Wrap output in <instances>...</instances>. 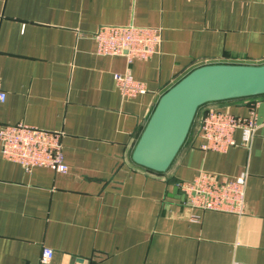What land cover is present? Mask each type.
Instances as JSON below:
<instances>
[{"label":"crops","instance_id":"crops-1","mask_svg":"<svg viewBox=\"0 0 264 264\" xmlns=\"http://www.w3.org/2000/svg\"><path fill=\"white\" fill-rule=\"evenodd\" d=\"M161 27L150 57L97 52L102 26ZM205 63H264V0H0V125L63 132L65 172L0 152V264H264V94L199 106L165 171L132 150L159 96ZM145 90L123 94L115 74ZM224 149L203 148L214 108L247 116ZM200 170L246 174L240 213L185 203ZM44 247L52 257L41 262Z\"/></svg>","mask_w":264,"mask_h":264},{"label":"built area","instance_id":"built-area-1","mask_svg":"<svg viewBox=\"0 0 264 264\" xmlns=\"http://www.w3.org/2000/svg\"><path fill=\"white\" fill-rule=\"evenodd\" d=\"M97 52L124 54L133 58H148L157 52L161 42V27L125 25L102 26L95 33ZM116 84L123 94L143 92V83L128 74L116 73ZM0 84V101L5 99ZM255 107L247 116L231 114L214 108L208 109L200 123L199 135L205 139L203 148L224 149L234 143L233 134L241 130V145L249 146L258 125ZM63 132L44 129L24 122L0 125V152L8 160L19 163L25 170L47 166L65 172L67 165L62 150ZM246 174L228 176L200 170L192 180H184L177 186L184 195L185 203L191 207L240 213L244 208ZM53 255L51 248L44 247L41 262ZM232 264H244L235 260Z\"/></svg>","mask_w":264,"mask_h":264},{"label":"water","instance_id":"water-1","mask_svg":"<svg viewBox=\"0 0 264 264\" xmlns=\"http://www.w3.org/2000/svg\"><path fill=\"white\" fill-rule=\"evenodd\" d=\"M258 94H264V63L194 67L159 96L132 150V160L165 171L182 146L199 106Z\"/></svg>","mask_w":264,"mask_h":264}]
</instances>
